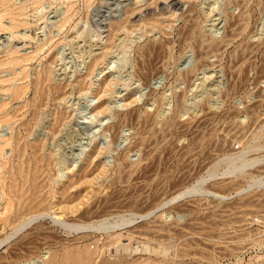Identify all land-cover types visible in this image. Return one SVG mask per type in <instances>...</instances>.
I'll return each mask as SVG.
<instances>
[{
  "label": "rangeland",
  "instance_id": "obj_1",
  "mask_svg": "<svg viewBox=\"0 0 264 264\" xmlns=\"http://www.w3.org/2000/svg\"><path fill=\"white\" fill-rule=\"evenodd\" d=\"M6 4L2 22L20 12L21 23L0 29V145L17 131L41 143L50 192V210L27 227L40 219L64 241L85 234L93 246L105 238L94 227L101 216L79 214H135L101 254L128 243L127 258L158 264H247L245 242L264 231V189L238 192L264 176V0ZM24 54L32 58L10 61ZM231 159L254 161L235 174ZM16 160L5 144L0 179ZM193 186L206 191L146 215ZM48 251L15 264H44Z\"/></svg>",
  "mask_w": 264,
  "mask_h": 264
},
{
  "label": "bare ground",
  "instance_id": "obj_2",
  "mask_svg": "<svg viewBox=\"0 0 264 264\" xmlns=\"http://www.w3.org/2000/svg\"><path fill=\"white\" fill-rule=\"evenodd\" d=\"M10 0H0V9ZM7 6V4H6ZM8 8V7H7ZM1 11V10H0ZM4 13L0 12V29L14 28L21 23L19 19L20 12H13L10 16L11 22L6 25L2 22ZM69 17H65L68 20ZM155 46L150 45L148 51ZM158 49V48H156ZM145 51V48H144ZM145 53H149V52ZM32 58V54H24L23 56H12L10 61L14 63H21ZM5 61L0 62L4 64ZM45 76L39 75L35 84L40 88V83L47 78V71ZM15 93H21V87L16 88ZM6 103L0 104V118L8 116L5 109ZM8 118V117H7ZM24 129L29 132V126L24 124ZM14 143V147H13ZM5 144H11L14 150V157H16V164H12L7 169V176L0 179V191L4 195L3 206L0 207V245L6 242L14 234H19L17 238L10 239L7 243L2 245L5 251H0V264H15L24 259L37 256L43 247L49 248L47 255L43 258L44 264H158L149 257L141 260L137 258H127L133 251L136 250L133 246L130 247L128 243H120L115 246V253L111 254L108 246L111 243L117 242L121 239L123 229L126 224L131 222L134 216L126 217L123 214L114 217L105 216L104 214L94 215L89 210L83 211L79 214L78 219L83 221H90L94 216H101L96 220L94 227L105 234V238L99 242L93 241V246L81 239L86 235L75 236L67 241L59 236L55 231H49L46 228L44 221L33 223L31 227H27L38 216L43 215L50 210L49 196L50 192L46 190V185L41 179L44 171L42 167L43 157L40 153L41 143H27L25 136L17 131L15 136H11L4 140L0 145V153L4 149ZM29 154V156H26ZM239 158V157H238ZM237 158V159H238ZM231 159L226 168V172L235 174H244L248 167L253 164L254 160L241 159L239 162H233ZM4 165H1L3 167ZM66 189L62 190V195L65 196ZM257 189H264V176L248 180L245 184L238 187V192H249ZM205 189L201 187L186 188L178 191L175 195L166 198L162 205L150 209L146 215H151L157 211L161 206L168 202H172L177 198L185 195L202 194ZM72 198L66 196L60 203L67 205ZM91 208V207H90ZM133 215V214H132ZM138 215V214H137ZM76 218V217H75ZM75 222L74 217L72 218ZM74 224V223H73ZM73 224L69 227H73ZM78 226V224H75ZM27 227V228H26ZM26 228L24 231L23 229ZM22 230V231H21ZM100 250H106L101 254ZM119 251L121 254H119ZM121 251L126 252L123 255ZM163 251V250H162ZM99 256V258H98ZM241 263V262H240ZM233 264H238L234 262ZM247 264H251L248 262Z\"/></svg>",
  "mask_w": 264,
  "mask_h": 264
},
{
  "label": "built area",
  "instance_id": "obj_3",
  "mask_svg": "<svg viewBox=\"0 0 264 264\" xmlns=\"http://www.w3.org/2000/svg\"><path fill=\"white\" fill-rule=\"evenodd\" d=\"M244 246L246 263L264 264V231H253L251 238L245 242Z\"/></svg>",
  "mask_w": 264,
  "mask_h": 264
}]
</instances>
